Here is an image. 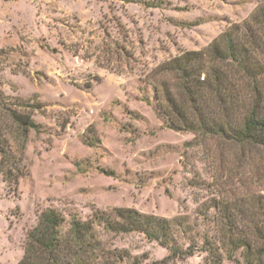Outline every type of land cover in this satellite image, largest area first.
I'll return each instance as SVG.
<instances>
[{
  "label": "rangeland",
  "instance_id": "1",
  "mask_svg": "<svg viewBox=\"0 0 264 264\" xmlns=\"http://www.w3.org/2000/svg\"><path fill=\"white\" fill-rule=\"evenodd\" d=\"M259 0H0V90L30 104V132L16 184L0 172V264H17L25 233L42 211L90 219L134 209L182 218L173 246L189 256L162 264H246L220 244L214 201L264 195V151L171 130L148 76L160 64L198 51ZM251 149V150H250ZM258 177H261L257 179ZM121 264L158 263L170 252L142 234H105Z\"/></svg>",
  "mask_w": 264,
  "mask_h": 264
},
{
  "label": "trees",
  "instance_id": "2",
  "mask_svg": "<svg viewBox=\"0 0 264 264\" xmlns=\"http://www.w3.org/2000/svg\"><path fill=\"white\" fill-rule=\"evenodd\" d=\"M151 80L157 109L171 130L190 132L195 139H219L241 149L264 151V0L249 16L232 24L198 51H187L153 70ZM31 105L9 102L0 90V172L16 184L30 132L40 126ZM250 149V150H251ZM260 175L264 158L250 164ZM261 177H258L259 179ZM217 240L227 256L241 249L246 264H264V195H247L214 201ZM182 218L166 219L128 208L95 212L88 220L65 218L54 209L42 211L36 225L25 233L23 255L17 264H121L125 251L107 250L105 234L139 233L158 243L171 256L193 254L173 246ZM205 252L219 264L217 249L205 240ZM134 264H141L136 262ZM158 264V263H153Z\"/></svg>",
  "mask_w": 264,
  "mask_h": 264
}]
</instances>
